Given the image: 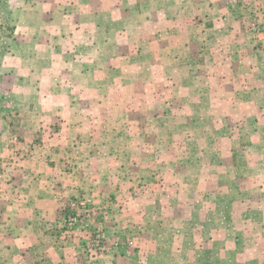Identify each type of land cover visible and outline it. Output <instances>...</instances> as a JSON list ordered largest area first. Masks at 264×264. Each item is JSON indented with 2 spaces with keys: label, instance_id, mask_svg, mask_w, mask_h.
<instances>
[{
  "label": "rangeland",
  "instance_id": "374dc122",
  "mask_svg": "<svg viewBox=\"0 0 264 264\" xmlns=\"http://www.w3.org/2000/svg\"><path fill=\"white\" fill-rule=\"evenodd\" d=\"M0 24V234L41 162L76 186L43 224L66 264H264V0H0Z\"/></svg>",
  "mask_w": 264,
  "mask_h": 264
},
{
  "label": "crops",
  "instance_id": "0c3cea01",
  "mask_svg": "<svg viewBox=\"0 0 264 264\" xmlns=\"http://www.w3.org/2000/svg\"><path fill=\"white\" fill-rule=\"evenodd\" d=\"M78 106L79 103H70L62 108H55V115L62 117L63 112L77 109ZM61 120L64 122H60L63 128L60 134L55 136L65 140L68 133L66 125L68 124L65 123L64 117ZM37 124L38 127L44 126L41 123ZM73 128H76L75 125ZM69 130H72V127ZM38 153L40 151H37L35 155ZM35 171V178L23 177L22 186L14 181L15 185H8L7 193L4 192L1 195L2 202L6 197L10 200L9 204H7L8 201L6 204L4 203L6 211L2 215L3 220L10 225L15 223V231L8 235L3 232L0 234V264H18L20 261H22L20 264H40L39 256L45 248L48 253L47 264H66V261L68 262L69 249L55 247V242L50 240L54 237L50 236L43 224L55 220L58 203L63 199L62 197L71 194V190L76 186L72 185L65 173L61 172L59 165L58 167H45L39 162V167L35 168ZM24 180H28V182H24ZM82 185L84 184H78L79 187ZM0 192L2 193V191ZM6 256H10L14 260L6 263L4 260ZM75 264H81V261L76 259Z\"/></svg>",
  "mask_w": 264,
  "mask_h": 264
},
{
  "label": "trees",
  "instance_id": "16d2710c",
  "mask_svg": "<svg viewBox=\"0 0 264 264\" xmlns=\"http://www.w3.org/2000/svg\"><path fill=\"white\" fill-rule=\"evenodd\" d=\"M14 33V27L6 24H0V58L4 55L6 50L4 41L11 39Z\"/></svg>",
  "mask_w": 264,
  "mask_h": 264
}]
</instances>
